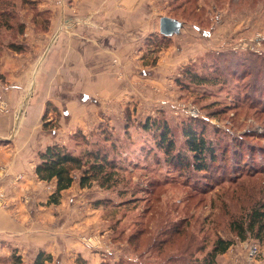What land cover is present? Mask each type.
Returning <instances> with one entry per match:
<instances>
[{
  "label": "rangeland",
  "instance_id": "rangeland-1",
  "mask_svg": "<svg viewBox=\"0 0 264 264\" xmlns=\"http://www.w3.org/2000/svg\"><path fill=\"white\" fill-rule=\"evenodd\" d=\"M81 2L0 0V96L8 103V112L0 109V114L13 111L7 93L16 78L27 74L35 80L52 53L59 40V15L75 19L82 14ZM148 2L146 13L142 9L146 19L133 15L135 20L116 29L100 25L105 33L114 31L120 34L117 39L131 43L124 57L109 56L112 88L98 85L88 98L63 92L60 105L43 102L36 119L40 150L59 142L80 154L116 142L109 149V156L120 162L115 183L106 188L93 181L81 187L76 179L55 204L48 203L55 183L35 180L38 201L31 191L19 201L25 206L36 201V210L43 211L31 217L26 208L24 233L33 227L36 234H46L50 264H208V252L219 238L233 244L215 264H264V233L241 238L232 229L264 202V99H259L264 93V0ZM98 5L97 11H103L105 5ZM162 16L178 22L170 36L160 32ZM84 18L79 24L90 22ZM188 65V73L206 75L209 81H190L184 69ZM24 92L28 100L30 88ZM188 117L201 121L199 128L204 126L208 140L217 134H247L244 155L237 154L242 167L232 168V151L224 144L207 173L174 161L175 153L191 156L181 131ZM149 118L168 124L175 146L170 154L159 144L158 134L141 127ZM74 172L79 176L80 170ZM6 202L0 192V205ZM252 245L260 253L250 258ZM13 249L21 253L7 246L0 264H13ZM31 263L28 259L26 264Z\"/></svg>",
  "mask_w": 264,
  "mask_h": 264
},
{
  "label": "crops",
  "instance_id": "crops-1",
  "mask_svg": "<svg viewBox=\"0 0 264 264\" xmlns=\"http://www.w3.org/2000/svg\"><path fill=\"white\" fill-rule=\"evenodd\" d=\"M99 2L105 5L100 12L97 11ZM149 4L148 0H82V14L76 15L75 19L72 15L58 14L59 40L52 53L45 58L35 76L36 79L24 74L17 77L16 82H12L14 85H11L7 99L13 111L10 114H0V192H4L7 197L6 205H0V255L6 253L7 246L8 249L10 246L18 247L21 249L23 264H26L28 259L33 260L37 249L45 246L44 232L41 234L39 231L36 234L35 228L32 227L25 234V227L21 224L26 208L31 217L43 211L36 210L39 196H35V180L39 183L40 181L35 174V165L36 154L40 150L37 147L38 140L36 141V119L42 115L44 103L55 100L57 105H60L59 96L63 92L67 95L77 92L80 98L90 96L91 92L97 91L98 85H107L110 90L115 83L114 75L112 74V77L109 71V56L124 57L131 43L124 38L117 39L120 34H115L114 31L105 33L100 25L121 28L126 21L135 20L133 15L141 20L144 16L142 9L148 8ZM109 7L111 10L107 11ZM84 12L87 14L84 15ZM84 16L86 18L83 20L89 19L90 22L79 24ZM69 85L75 86L76 89H67ZM45 86H48L46 90L43 89ZM79 86L82 87L81 90L78 89ZM29 88L31 94L27 100V93L24 91ZM4 89L8 91L7 88ZM25 100L26 104L23 103ZM14 110L19 112V118L15 119ZM18 176L21 177L18 179ZM29 191L34 193L32 197H35L36 201L25 206L19 198ZM40 208L43 209V206ZM38 235L39 238L36 237Z\"/></svg>",
  "mask_w": 264,
  "mask_h": 264
},
{
  "label": "trees",
  "instance_id": "trees-1",
  "mask_svg": "<svg viewBox=\"0 0 264 264\" xmlns=\"http://www.w3.org/2000/svg\"><path fill=\"white\" fill-rule=\"evenodd\" d=\"M9 46L17 50L21 49L14 43H11ZM222 57L227 58L225 54H223ZM231 59L234 60V57H231ZM228 66L227 68H229ZM189 67L188 65L184 69L190 81L195 83H206L209 81L206 75L188 73L190 72ZM259 99H264L263 92H261ZM185 121L181 131L185 138V147L189 150L191 156L181 158L175 153L171 156L174 161L192 167L195 172L203 171L202 173H207V170H212L210 167L217 159L218 153L223 152L224 144L227 150L230 149L232 151L231 159L233 157L235 160L232 161V168L234 167L233 164H236L238 168L242 167L237 154L239 152V155H244L245 148H243L244 145L242 144L245 143L244 137L247 134L232 137H224L221 134H217V136H219L218 138L215 140H208V134L204 126L199 128V123L201 121L191 117H188ZM160 123L159 119L149 118L146 122L141 124V127L143 130H150L151 133L158 134L159 144L164 148L166 153L170 154V151L175 149L174 142L170 139L171 131L166 122L163 121L161 124ZM115 143L116 142L112 141L110 146L103 144V148H100L99 145H95V149H89L80 154L75 153L68 145L59 142L48 144L44 149L39 150L38 162L35 165V174L41 181H53L55 183V189L50 194L48 203L58 204L62 192L69 189L76 179L79 180L81 187H87L91 185L93 181L98 182L102 187H111L117 179V169L118 165H120V162H115L114 158L109 156V149H114ZM219 143H222L221 151H219ZM248 149L249 148H247V151ZM235 151L237 152L236 154ZM177 152L181 154L178 150ZM250 154L251 153H248V156ZM254 166L256 168V165ZM75 170H80L79 176L74 172ZM233 172L236 173L238 170H234ZM232 229L240 235L241 238H245L247 233H251L258 238L261 237V234L264 233V202H260L254 206L244 222L233 223ZM232 244V240L224 238L217 239L211 251L208 252V264H215L214 261L216 257L219 254L225 253ZM13 251V264H23L22 254L17 253L15 249H13ZM51 262H53L52 254L41 248L33 257L31 264H50Z\"/></svg>",
  "mask_w": 264,
  "mask_h": 264
},
{
  "label": "water",
  "instance_id": "water-1",
  "mask_svg": "<svg viewBox=\"0 0 264 264\" xmlns=\"http://www.w3.org/2000/svg\"><path fill=\"white\" fill-rule=\"evenodd\" d=\"M178 22L177 20L168 17L162 16L160 20V32L164 35H170L173 32L177 31Z\"/></svg>",
  "mask_w": 264,
  "mask_h": 264
},
{
  "label": "built area",
  "instance_id": "built-area-1",
  "mask_svg": "<svg viewBox=\"0 0 264 264\" xmlns=\"http://www.w3.org/2000/svg\"><path fill=\"white\" fill-rule=\"evenodd\" d=\"M7 105H8L7 101L5 99L3 100L2 96H0V109L3 112H8ZM259 253H260V250L256 245L250 246V251H249L250 258L255 257L256 255H259Z\"/></svg>",
  "mask_w": 264,
  "mask_h": 264
}]
</instances>
